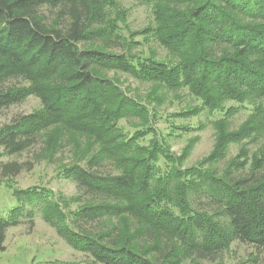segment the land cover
Returning a JSON list of instances; mask_svg holds the SVG:
<instances>
[{
	"label": "trees",
	"instance_id": "obj_1",
	"mask_svg": "<svg viewBox=\"0 0 264 264\" xmlns=\"http://www.w3.org/2000/svg\"><path fill=\"white\" fill-rule=\"evenodd\" d=\"M148 1L154 25L137 33L152 34L172 58L168 62L154 51L113 54L85 46L108 39L107 12L114 0H0V110L31 94L42 104L0 128V147L9 154L21 153L50 137V130L60 133L53 140L54 150L67 132L97 145L84 164L62 172L87 198L71 213L74 227L54 203L32 196L33 191L27 195L31 202L43 203L44 220L69 245L89 254L93 264H181L186 258L213 256L235 240L251 245L264 261V156L248 159L239 154L242 161H225L230 144L256 139L264 131V0ZM43 5L65 11L68 26L61 28L58 18L48 24L38 11ZM105 70L129 72L169 89L187 87L210 112L223 110L227 101L249 104L251 112L229 132L232 111L226 110L214 122L212 151L182 169V157L164 139L159 142L150 124L124 137L121 119L138 116L149 123L155 113L103 76ZM17 78L28 85L8 83ZM148 133L154 136L149 146L139 144L140 136ZM160 157L171 165L163 175L156 174ZM105 161L118 171L97 170ZM222 161L226 163L219 174ZM213 163V168L205 166ZM22 169L16 161L2 165L6 176ZM201 195L218 205L223 219L195 207ZM122 215L136 222L132 234L119 224L107 228V218ZM13 223L0 221V245ZM92 224L96 229L86 227ZM139 238L146 240V248Z\"/></svg>",
	"mask_w": 264,
	"mask_h": 264
},
{
	"label": "rangeland",
	"instance_id": "obj_2",
	"mask_svg": "<svg viewBox=\"0 0 264 264\" xmlns=\"http://www.w3.org/2000/svg\"><path fill=\"white\" fill-rule=\"evenodd\" d=\"M115 4L108 7V21L106 25L107 37L98 38L85 44L86 47L97 48L113 54L131 53L148 55L153 51L157 58L164 61L172 60L167 51L150 33L141 32L145 27L154 25L152 2L148 0H114ZM45 16L49 24L59 19V26H68V14L59 7L43 5L38 10ZM101 74L113 79L127 94L142 104L148 111L155 113V118L145 123L138 116L123 118L118 126L125 138H129L139 130L146 129L148 124L157 131L159 142L161 138L169 146V150L176 156L182 157L181 168L195 166L202 161L213 149L217 130L215 121L225 116V112L232 111L228 118L229 132L237 130L246 122L251 112L249 104L240 105L234 101L224 103L223 110L210 112L202 106V101L190 93L187 87L169 89L159 86L156 82L135 78L129 72L105 70ZM11 84L28 85L20 78L13 79ZM42 107L41 100L35 95H28L22 102L0 110V128L21 116L27 115ZM189 110V113L186 111ZM151 118V117H150ZM188 128L183 129V128ZM54 131H57L54 128ZM43 142L39 140L28 150L17 154H9L0 147V221L16 220L5 230L4 241L0 245V264H93V258L69 245L64 236L43 218V203L31 202L28 192L32 196L38 194L46 201L54 203L70 219L71 226L74 213L87 202V198L80 195L74 181L63 175V169L72 164H84V160L96 152L97 145L84 136L65 133L56 149L53 140L60 134L52 130ZM154 136L148 133L140 136L138 143L149 146ZM90 145L92 150H90ZM60 146V147H58ZM58 147V148H57ZM51 148V149H49ZM93 151V152H92ZM86 154V155H84ZM255 156H264V131L256 139H243L239 143L230 144L225 161L233 159L242 161ZM86 158V159H85ZM16 161L22 164V170L16 175H3L2 165ZM225 162V163H226ZM224 161L218 163V173H222ZM158 172L167 173L171 165L160 157L157 163ZM216 163L205 165L213 168ZM103 173H116L109 162L97 166ZM36 192V193H35ZM78 196L79 199H78ZM28 198V199H27ZM195 207L217 213L218 205L206 196H199ZM216 214L218 219L224 216ZM118 221V222H117ZM108 229L115 225L123 226L122 230L132 234L137 224L131 217L122 215L120 219L107 218ZM127 226V227H126ZM96 229L95 224L90 227ZM124 227L126 229H124ZM139 244L147 246L146 240H137ZM148 248V247H147ZM255 254L256 259H255ZM181 264H264L263 254L255 253L254 248L246 243L233 241L223 251L205 258H186Z\"/></svg>",
	"mask_w": 264,
	"mask_h": 264
}]
</instances>
